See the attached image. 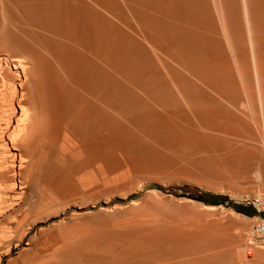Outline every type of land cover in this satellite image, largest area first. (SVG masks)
Instances as JSON below:
<instances>
[{"label": "rangeland", "instance_id": "rangeland-1", "mask_svg": "<svg viewBox=\"0 0 264 264\" xmlns=\"http://www.w3.org/2000/svg\"><path fill=\"white\" fill-rule=\"evenodd\" d=\"M208 1L0 0V120L21 92L44 116L0 182V264H264V0Z\"/></svg>", "mask_w": 264, "mask_h": 264}, {"label": "bare ground", "instance_id": "bare-ground-1", "mask_svg": "<svg viewBox=\"0 0 264 264\" xmlns=\"http://www.w3.org/2000/svg\"><path fill=\"white\" fill-rule=\"evenodd\" d=\"M164 1V0H163ZM192 1V0H191ZM218 1V0H217ZM217 1L216 2H214L215 4L217 3ZM222 1V0H221ZM220 1V2H221ZM231 1H234V0H231ZM246 0H244V3H247L248 1H246ZM124 2V1H123ZM208 2H210V0L208 1ZM226 2V1H225ZM235 2V1H234ZM243 2V1H242ZM125 3V2H124ZM207 3V2H206ZM171 4V3H170ZM214 4V5H215ZM236 4H237V2H236ZM219 5V2L216 4V8H217V6ZM220 5H221V3H220ZM219 5V6H220ZM47 6V5H46ZM242 6H243V4H242ZM222 6H220V7H218V8H221ZM218 8H217V10H218ZM243 8V7H242ZM228 9V8H227ZM221 10H222V8H221ZM220 10V11H221ZM226 10V9H225ZM232 10V9H231ZM252 10V9H251ZM250 10V11H251ZM245 11H246V17H247V19H248V25H247V23H246V25L249 27V30H247V31H249V40H250V42L252 43V69H253V71H254V76H255V78H256V80H257V85H258V88H259V91H260V99H261V101H260V103H262L263 104V106H264V59H263V57L261 56V54H260V52H259V50H258V43L260 42L261 43V41H262V39L257 35V33L255 32V30L250 26V18H249V14H250V12H249V8H248V6L246 5L245 6ZM47 12V11H46ZM216 13H218L217 11H216ZM222 13V12H221ZM219 14V13H218ZM217 14V15H218ZM61 15V14H60ZM223 15V14H222ZM222 15H220L219 14V16H220V18L222 19V21H223V23H224V20H223V17H222ZM245 15V14H244ZM219 18V19H220ZM241 18V17H240ZM217 20V19H216ZM245 21H246V18H245ZM238 24V23H237ZM253 24V23H252ZM260 24V23H259ZM225 25V24H224ZM223 25V26H224ZM247 26H246V28H247ZM257 26V25H256ZM6 27V26H5ZM225 27V26H224ZM30 28V27H29ZM3 29V28H2ZM244 29H245V27H244ZM248 29V28H247ZM259 29V28H258ZM28 30V29H27ZM223 30V29H222ZM42 32V31H41ZM223 32H225L224 34H226V30L225 31H223ZM240 32V31H239ZM242 32V31H241ZM260 32V31H259ZM245 34V33H244ZM8 35H10V34H8ZM214 36V35H213ZM226 36V35H225ZM91 37V36H90ZM9 38V37H8ZM247 38V37H246ZM263 38V37H262ZM226 39V38H225ZM243 40V39H242ZM241 40V41H242ZM264 40V39H263ZM248 41V40H247ZM248 43V42H247ZM43 44V43H42ZM229 45L231 46V44L229 43ZM228 45V47H230ZM260 45V44H259ZM3 48H4V46H2ZM7 47V46H6ZM39 47V46H38ZM220 47V46H219ZM56 48V47H55ZM72 49V48H71ZM220 49V48H219ZM5 50V49H4ZM43 50V49H42ZM6 51H7V49H6ZM5 51V53H7ZM10 52H11V49L9 50ZM17 51V50H16ZM9 52V53H10ZM8 53V54H9ZM60 53V52H59ZM247 53V52H246ZM245 53V54H246ZM1 54V53H0ZM250 54V53H249ZM29 55V54H28ZM32 55V54H31ZM30 55V56H31ZM214 55V54H213ZM9 57H10V55H9ZM9 57L7 56V58L9 59ZM34 57V56H33ZM13 58V57H12ZM17 58V57H16ZM20 57H18L17 59H15L14 58V63H16V66H17V64H18V59H19ZM29 59V58H28ZM32 58H30V60H31ZM35 59H36V61H39L40 62V60H37V57H35ZM62 59V58H61ZM239 59V58H238ZM240 59H241V57H240ZM247 59H249V58H247ZM21 60V58L19 59V61ZM30 60H28V62L30 61ZM34 60V59H33ZM32 60V61H33ZM42 60V59H41ZM63 60V59H62ZM246 60V59H245ZM0 61H2V60H0ZM13 61V60H12ZM240 61V60H239ZM238 60H237V63L239 62ZM250 61V60H249ZM25 62V61H24ZM35 62V61H34ZM33 62V63H34ZM42 62V61H41ZM56 62V61H55ZM1 63V62H0ZM4 63V62H3ZM3 63H2V65H3ZM5 63H6V59H5ZM37 63V62H36ZM44 63V62H43ZM162 63V62H161ZM236 63V62H235ZM9 64V63H8ZM13 64V63H12ZM28 64V63H27ZM41 64V63H40ZM196 64V63H195ZM225 64V63H224ZM242 64V63H241ZM14 65V64H13ZM22 65V64H21ZM33 65H35V63L33 64ZM38 65V64H37ZM240 65V64H239ZM248 65V64H247ZM250 65V64H249ZM61 66V65H60ZM238 66V65H237ZM241 66V65H240ZM15 67V66H14ZM28 67H29V65H28ZM35 67H36V65H35ZM247 67V66H246ZM7 68H9V69H11L10 67H7V64H6V67L5 68H3V67H1L0 68V74L3 76V78H4V80H7V79H5V75L7 74ZM16 68V67H15ZM26 68H27V66H26ZM55 68H56V66H55ZM241 68H244L243 67V64H242V67ZM28 69H32V67L31 68H28ZM41 69V68H40ZM39 69V70H40ZM205 69V68H204ZM228 69V68H227ZM245 69V68H244ZM248 69V68H247ZM250 69V68H249ZM24 70V73L25 72H27V70L24 68L23 69ZM33 70H34V68H33ZM36 71H37V67H36V69H35ZM35 70L33 71V72H35ZM59 70V69H58ZM236 70H237V68H236ZM239 70H243V69H240V67H239ZM246 70V69H245ZM215 71V70H214ZM252 71V70H251ZM32 72V71H31ZM238 72V71H237ZM15 73V72H14ZM23 73V72H22ZM207 73V72H206ZM241 72H239L238 74H240ZM242 73H244V72H242ZM240 74V75H242V76H245V73L244 74ZM251 73H253V72H251ZM8 74L10 75V71L8 72ZM232 74V73H231ZM248 74V73H247ZM38 75V74H37ZM48 75V74H47ZM221 75V74H220ZM239 75V76H240ZM249 75V74H248ZM252 75V74H251ZM7 76L8 75H6V78H7ZM15 76V75H14ZM233 76V75H232ZM17 77V76H16ZM27 77V76H26ZM36 77V76H35ZM39 77V76H38ZM212 77V76H211ZM221 77V76H220ZM224 77V76H223ZM230 77V76H229ZM253 77V76H252ZM0 78H1V76H0ZM47 78V77H46ZM176 78V77H175ZM193 78H195V77H193ZM249 78V77H248ZM225 79H226V77H225ZM229 79V78H228ZM185 80V79H184ZM221 80V79H220ZM237 80V79H236ZM243 80V79H242ZM250 80V79H249ZM39 81V80H38ZM7 82V81H6ZM26 81H24V83H25ZM208 82V81H207ZM241 82V81H240ZM243 82V81H242ZM254 82V81H253ZM231 83V82H230ZM233 83V82H232ZM236 84V83H235ZM237 84H239V83H237ZM4 85V84H3ZM15 85V84H14ZM21 85V84H20ZM23 85V84H22ZM21 85V86H22ZM136 85V84H135ZM244 85V84H243ZM1 86V85H0ZM45 86H46V84H45ZM180 86V85H179ZM6 87V86H5ZM245 87H246V85H245ZM9 88V87H8ZM22 88V91H24V89H25V86H23V87H21ZM38 88V87H37ZM42 88V87H41ZM243 89H244V87H242ZM1 89V91H3L2 90V88H0ZM14 89H15V87H14ZM13 89V90H14ZM247 90V89H246ZM185 91V90H184ZM198 91V90H197ZM226 91H227V89H226ZM238 91V90H237ZM249 90H247V92H248ZM251 91V90H250ZM256 91V90H255ZM9 92H11V91H9ZM15 92H16V90H15ZM19 92V91H18ZM156 92V91H155ZM194 92V91H193ZM14 92H12V94H13ZM150 93V92H149ZM259 93V92H258ZM4 94V93H3ZM6 94V93H5ZM12 94H10V95H12ZM15 95L14 96H16V93H14ZM26 94V92L24 93V92H21L20 93V99H19V102H18V105H19V107H20V109H22L21 110V113H20V115H19V117H16L17 115H16V112L17 111H15V109L16 108H14L13 107V101H14V99L11 101L10 99V101H11V103H9V101L8 102H6V103H8V104H10L9 106V108L7 109L6 107L8 106V105H6V103L3 101V106H2V108L4 107V105H6V107H5V109H7L6 111H8V115L5 117V118H3L4 119V121H3V123H6V126L5 127H1L0 126V138H8V140H10V142L12 143V146L18 151L17 153H14V154H9L10 152H9V148L8 149H6V145H7V142H6V145L4 146V144H3V146L5 147V149H4V147L3 146H1V147H3L2 149H4V150H1L0 151V182L1 183H3V180L5 179V177H6V173L8 172V171H10V167L7 165V163L9 162V159H11L12 160V163H14L15 162V160H16V157L18 156L19 157V170H18V172H17V175H18V177H19V179L21 180H23L24 179V170H25V168L27 169V165L29 164V161H30V157H29V155L27 154V151L28 150H25V149H27V147H28V145H29V141H30V137H31V135H32V129H35V128H33V127H36V126H32V124H31V121H32V119L33 118H35V120H39V119H41V116L44 118V116L43 115H41L40 116V118H38V119H36V116L37 117H39V114L37 113V112H39L38 110H35L36 111V113H29L28 112V107H27V109H26V107L24 108V106H25V104H24V102L26 101V98H27V96L25 95ZM249 94V93H248ZM247 94V95H248ZM182 95V94H181ZM197 95V94H196ZM251 95V94H250ZM13 96V95H12ZM11 96V97H12ZM43 96V95H42ZM45 96V95H44ZM252 96V95H251ZM3 97H5V99H6V96H3ZM155 97V96H154ZM248 97H249V95H248ZM9 98H10V96H9ZM12 98H15V97H12ZM11 98V99H12ZM18 98V97H17ZM157 98V97H156ZM242 98H243V96H242ZM1 99V98H0ZM192 99V98H191ZM253 99V98H252ZM182 100H184V98H182ZM225 100V99H224ZM35 101V100H34ZM245 101V100H244ZM2 102V101H1ZM0 102V103H1ZM36 102V101H35ZM27 103V102H26ZM245 103V102H244ZM37 104V103H36ZM245 104H247V103H245ZM261 104V105H262ZM206 106V105H205ZM222 106V105H221ZM33 108V106H30V108ZM35 107V106H34ZM37 107V106H36ZM208 107V106H207ZM244 107H246V106H244ZM31 108V109H32ZM172 108V107H171ZM252 108V107H251ZM261 108H263V107H261ZM1 109V108H0ZM4 109V108H3ZM2 109V112L5 110H3ZM30 109V110H31ZM34 109L35 108H33V111H34ZM29 110V111H30ZM43 110V109H42ZM47 110V109H46ZM207 110V109H206ZM213 110V109H212ZM248 110V109H247ZM261 111H263V109L261 110ZM5 112V111H4ZM43 112V111H42ZM209 112V111H208ZM6 113V112H5ZM216 113H217V111H216ZM263 113V112H262ZM7 114V113H6ZM6 114H4V115H6ZM41 114H43V113H41ZM45 114V113H44ZM49 114V113H48ZM50 114H51V112H50ZM210 114V113H209ZM231 114V113H230ZM194 115V114H193ZM225 115V114H224ZM3 116V115H2ZM2 116H1V119H2ZM46 116V115H45ZM158 116V115H157ZM231 116H232V114H231ZM251 116H253L252 114H251ZM264 116V115H263ZM4 117V116H3ZM50 117V116H49ZM102 117V116H101ZM179 117V116H178ZM195 117V116H194ZM200 117V116H199ZM17 118V119H16ZM47 118V117H46ZM45 118V120H50V118H47L46 119ZM175 118V117H174ZM2 119V120H3ZM197 119V118H196ZM235 119V118H234ZM258 119V118H257ZM257 119H256V121H254V122H257ZM2 120H0V121H2ZM16 120V124L13 126L12 125V121H15ZM44 120V121H45ZM232 120V119H231ZM43 121V122H44ZM87 121V120H86ZM197 121V120H196ZM233 121V120H232ZM264 121V120H263ZM12 122V123H11ZM38 122H40V120L38 121ZM38 122H37V125H38ZM42 122V123H43ZM48 122V121H47ZM46 122V123H47ZM50 122V121H49ZM42 123H39V124H42ZM45 123V122H44ZM45 123V124H46ZM261 123H263V122H261ZM2 123H0V125H1ZM256 124H258V123H256ZM4 125V124H3ZM34 125V124H33ZM43 125V124H42ZM263 125V124H262ZM261 125V126H262ZM170 126V125H169ZM260 126V125H259ZM259 126H257V128L259 127ZM43 127H44V125H43ZM56 127V126H55ZM12 128V130L10 131V129ZM189 128V127H188ZM262 128H263V126H262ZM261 128V130H263ZM199 129V128H198ZM38 131V130H37ZM55 131H59L58 130V128L56 129L55 128ZM108 131V130H107ZM199 131V130H198ZM204 131V130H203ZM40 132V131H39ZM57 133V132H56ZM191 133V132H190ZM189 133V134H190ZM211 134H212V132H211ZM263 135L261 136L262 138H263V143H264V133H262ZM122 135V134H121ZM188 135V134H187ZM261 135V134H260ZM191 136V135H190ZM235 136V135H234ZM233 136V137H234ZM177 137V136H176ZM197 139V138H196ZM233 139V138H232ZM236 139V138H235ZM238 139V138H237ZM2 141H3V139H1ZM188 140V139H187ZM193 140V139H192ZM191 140V141H192ZM5 142V141H4ZM248 142V141H247ZM240 143V142H239ZM251 143V142H250ZM201 145V144H200ZM246 145V144H245ZM264 145V144H263ZM261 146V148L263 149V147L264 146ZM232 146V145H231ZM238 146H240V147H243V145H240V144H238ZM237 146V147H238ZM0 147V148H1ZM9 147V146H8ZM135 147V146H134ZM236 147V148H237ZM104 148V147H103ZM117 148V147H116ZM227 148V147H226ZM256 148V147H255ZM244 149V148H243ZM252 150V149H251ZM249 152V151H248ZM260 152V151H259ZM242 153V152H241ZM250 153V152H249ZM252 153V152H251ZM101 155V154H100ZM242 155V154H241ZM107 156V155H106ZM240 156V155H239ZM244 156V155H243ZM252 156V155H251ZM251 156H249V157H251ZM261 156V155H260ZM259 156V157H260ZM93 157V156H92ZM242 157V156H241ZM245 157V156H244ZM246 159V158H245ZM101 160V159H100ZM244 160V159H243ZM89 162V161H88ZM101 162H103V161H101ZM263 162H264V160H263ZM252 163V162H251ZM12 165V164H11ZM87 165V164H86ZM89 166V165H88ZM248 166V165H247ZM246 166V167H247ZM12 167V166H11ZM87 167V166H86ZM252 169V168H251ZM255 169V168H254ZM81 170H82V168H81ZM88 170V169H87ZM83 171V170H82ZM252 171V170H251ZM237 173V172H236ZM250 173V172H249ZM246 174V173H245ZM248 174V173H247ZM14 176H15V173L13 174ZM12 176V175H11ZM243 176V175H242ZM252 177V176H251ZM260 179H263L264 180V163H263V166H262V170H261V174H260V177H259ZM258 178V179H259ZM262 180V181H263ZM6 181V180H5ZM261 181V180H260ZM22 182V181H21ZM261 183V182H260ZM1 188V187H0ZM14 189V188H13ZM3 190H4V188H3ZM7 190V189H6ZM9 191V190H8ZM11 191V190H10ZM25 191V190H24ZM2 195V194H1ZM8 197V196H7ZM10 199V198H9ZM2 202V201H1ZM8 206V205H7ZM2 208V207H1ZM12 208V207H11ZM14 209V208H13ZM25 211V210H24ZM21 215V214H20ZM17 218V217H16ZM18 222H19V220H18ZM1 240V239H0ZM222 247V246H221ZM128 253V252H127ZM127 253H126V255H127ZM125 258V257H124ZM128 258V257H127ZM122 259V258H121Z\"/></svg>", "mask_w": 264, "mask_h": 264}, {"label": "built area", "instance_id": "built-area-1", "mask_svg": "<svg viewBox=\"0 0 264 264\" xmlns=\"http://www.w3.org/2000/svg\"><path fill=\"white\" fill-rule=\"evenodd\" d=\"M252 232L264 244V205L257 207V215L252 223Z\"/></svg>", "mask_w": 264, "mask_h": 264}, {"label": "trees", "instance_id": "trees-1", "mask_svg": "<svg viewBox=\"0 0 264 264\" xmlns=\"http://www.w3.org/2000/svg\"><path fill=\"white\" fill-rule=\"evenodd\" d=\"M185 188H188V187H186V186H184ZM197 198H200V199H204V200H206V197L204 196V194H196L195 195Z\"/></svg>", "mask_w": 264, "mask_h": 264}]
</instances>
